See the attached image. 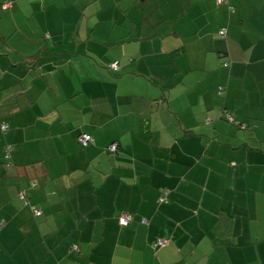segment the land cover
<instances>
[{
    "label": "crops",
    "instance_id": "0c3cea01",
    "mask_svg": "<svg viewBox=\"0 0 264 264\" xmlns=\"http://www.w3.org/2000/svg\"><path fill=\"white\" fill-rule=\"evenodd\" d=\"M0 100V264H264V0H0Z\"/></svg>",
    "mask_w": 264,
    "mask_h": 264
},
{
    "label": "trees",
    "instance_id": "16d2710c",
    "mask_svg": "<svg viewBox=\"0 0 264 264\" xmlns=\"http://www.w3.org/2000/svg\"><path fill=\"white\" fill-rule=\"evenodd\" d=\"M216 1V3L217 4H221V3H223L224 5H228V2H229V0H215ZM6 2H8L9 4L11 3V1H6ZM6 2H4L3 4H1V7L3 8V9H8V8H10V5L8 6V7H3V5L6 3ZM229 9L231 10V11H233L232 10V8L229 6ZM226 28H222V29H220L219 30V33H218V35L219 36H221V37H225L226 36ZM38 58V56L37 55H33V56H31V57H27L26 59L27 60H25V64H28V63H30V64H34L35 63V61H36V59ZM28 59H30V60H28ZM115 62V61H114ZM114 62H112V63H114ZM112 63H110V64H107V67L108 68H113V67H111V64ZM116 64H118V62H116ZM227 64V63H226ZM117 66V65H116ZM219 89V88H218ZM222 92H224V91H222ZM0 105H1V100H0ZM224 115H225V119H226V121H228V122H234V120H233V116H232V114L231 113H229V112H225L224 113ZM3 126H4V128H3ZM239 128H245V126L243 125V124H239V126H238ZM1 129L3 130V131H6V129H7V124H5V123H3V125L1 126ZM78 139V138H77ZM78 141H79V139H78ZM79 143L81 144V142L79 141ZM88 144H90V143H87L86 145H83V144H81L82 146H87ZM112 145H115L116 146V143H113V144H111L110 146H109V150L110 151H112L111 149H110V147L112 146ZM115 150H116V148H115ZM114 150V151H115ZM11 151H12V146H8V145H5V147H4V149L2 150V156H3V165L4 166H6V167H9V166H11ZM114 151H112V152H114ZM165 191V190H164ZM164 191L161 193V195L157 198V204H161V203H165V202H167V200H168V196L166 195V201H161L160 200V197L163 195V193H164ZM36 211V210H35ZM118 223H119V218H118ZM121 226V225H120Z\"/></svg>",
    "mask_w": 264,
    "mask_h": 264
},
{
    "label": "built area",
    "instance_id": "2783aa9c",
    "mask_svg": "<svg viewBox=\"0 0 264 264\" xmlns=\"http://www.w3.org/2000/svg\"><path fill=\"white\" fill-rule=\"evenodd\" d=\"M8 6H9V3H8V2H6V3L3 5V7H8ZM116 65H117L116 62H114V63L111 64V67L115 68ZM3 128H4V126H3ZM78 139H79V141L81 142V144H83V145H86L87 143H89L90 141H92V138H91L90 136H88L86 133H82V134H80L79 137H78ZM115 148H116L115 145H112V146L110 147V149H111L112 151H114ZM166 195H167V191L165 190L164 193H163V195L160 197V200H161V201H166ZM36 214H39V212L36 211ZM132 220H133V217H132L131 214L123 213V214L119 217V224H120L121 226H126V225H128ZM144 222H145V220H143V223H144ZM157 243L160 244V245H164V244L166 243V241H165V240H158Z\"/></svg>",
    "mask_w": 264,
    "mask_h": 264
}]
</instances>
